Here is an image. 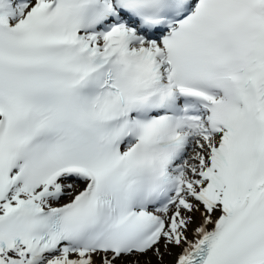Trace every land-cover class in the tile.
Here are the masks:
<instances>
[{"label":"bare ground","instance_id":"obj_1","mask_svg":"<svg viewBox=\"0 0 264 264\" xmlns=\"http://www.w3.org/2000/svg\"><path fill=\"white\" fill-rule=\"evenodd\" d=\"M30 2H34V0ZM155 34L146 36L147 41L153 38L158 40L160 36H155ZM202 121H204V118H202ZM205 126L203 123L201 124L198 132L193 135V140H190L188 144L190 146L188 153L176 162L182 168L177 174L183 177V184L178 198L166 210V213L176 216L174 233H172V226L169 228V219L165 217L167 226L162 233H165L169 228L170 238L168 241L162 240L163 235L161 233L162 236L160 235L157 241L143 253L130 252L127 257L125 254H119L118 258H114L110 252L88 250L85 247H72L68 246L69 243H62L58 248L48 249L38 254V257L25 252L21 247H17L14 252L4 253L3 251L0 254V264H178L183 256L187 255L197 241L200 240L201 236L210 230L219 215L217 206L205 208L202 206V202L199 201L201 200L200 197L198 198L200 195L199 186L203 182L194 173L195 169L204 166L207 162L208 144H214V141L221 134V132L213 133L208 130L207 126L205 129ZM188 145L184 147V150L187 151ZM62 180L61 182L67 186V193L69 194L62 203L71 201L87 183L81 177L70 178L66 176ZM34 196L35 193L20 194L17 199L9 196L0 207L1 215L36 201ZM50 205L54 207V205L58 206L60 204L50 203ZM160 242L162 243L158 245ZM154 249H156L155 252L148 254L149 251Z\"/></svg>","mask_w":264,"mask_h":264},{"label":"rangeland","instance_id":"obj_2","mask_svg":"<svg viewBox=\"0 0 264 264\" xmlns=\"http://www.w3.org/2000/svg\"><path fill=\"white\" fill-rule=\"evenodd\" d=\"M190 146H188V148H189ZM187 148V149H188ZM190 149V148H189ZM188 149V150H189ZM188 150H187V153H188ZM186 153V154H187ZM185 154V155H186ZM200 168H197V169H195V171H194V173H196L197 174V171L199 170ZM197 170V171H196ZM66 186V185H65ZM65 186H64V190H65V192L63 193V195L61 196V197H58V201L57 202H55L54 204H60V203H62V201L64 200V199H66L68 196H69V194L67 193V186H66V188H65ZM12 197H14V198H17V195H12ZM170 238V236H169V234H168V231H166L165 232V235H163L162 236V240L164 241H168V239ZM162 241V242H163ZM162 242H160L158 245H160ZM160 247V246H159ZM155 250L156 249H154V250H152V251H149L148 252V254H150V253H153V252H155ZM125 256L127 257V256H129V254H125ZM114 258H118V256H113Z\"/></svg>","mask_w":264,"mask_h":264}]
</instances>
